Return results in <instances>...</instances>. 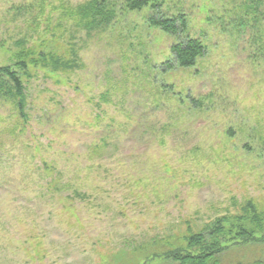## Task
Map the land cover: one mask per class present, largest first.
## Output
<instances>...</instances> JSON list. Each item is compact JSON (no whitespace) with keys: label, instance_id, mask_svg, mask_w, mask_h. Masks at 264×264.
I'll use <instances>...</instances> for the list:
<instances>
[{"label":"rangeland","instance_id":"1","mask_svg":"<svg viewBox=\"0 0 264 264\" xmlns=\"http://www.w3.org/2000/svg\"><path fill=\"white\" fill-rule=\"evenodd\" d=\"M100 2L0 0V66L27 96L24 116L0 99V264H144L264 211V0ZM186 38L192 67L170 52ZM239 256L264 264V243L221 259Z\"/></svg>","mask_w":264,"mask_h":264},{"label":"trees","instance_id":"2","mask_svg":"<svg viewBox=\"0 0 264 264\" xmlns=\"http://www.w3.org/2000/svg\"><path fill=\"white\" fill-rule=\"evenodd\" d=\"M96 1L98 8L103 10L104 3H101L100 0ZM125 1L129 10H140L148 4H151L152 9L160 5L148 2V0ZM106 12L108 17L113 13L112 10H106ZM157 12H152L149 15L147 20L150 24L157 25L163 31L171 34H182L186 31L187 22L184 15L166 17L159 11ZM170 52L178 66L192 67L196 59L203 56L205 46L198 39L186 38L171 45ZM18 61L20 62L16 65H21L22 68L26 67V61L22 57ZM26 97L25 86L17 72L8 65L0 66V99L14 103L13 105L24 116ZM243 210L247 212V210ZM246 212L232 220L224 217L216 219L211 224H205L203 231L191 233L186 237L187 247L167 248L166 245L160 244L158 250L154 249V251L145 254L141 260L146 264L150 259L161 257L173 260L176 264H225L222 262L221 254L227 251L229 246L250 242L264 243V211ZM243 259V256L236 257L235 263L244 264ZM231 263L233 261L229 264Z\"/></svg>","mask_w":264,"mask_h":264}]
</instances>
